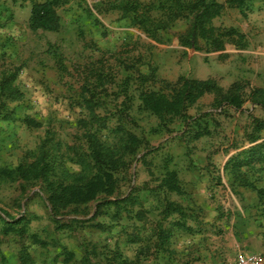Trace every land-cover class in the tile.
Instances as JSON below:
<instances>
[{
	"label": "rangeland",
	"instance_id": "obj_1",
	"mask_svg": "<svg viewBox=\"0 0 264 264\" xmlns=\"http://www.w3.org/2000/svg\"><path fill=\"white\" fill-rule=\"evenodd\" d=\"M34 1L0 0V77L13 73L22 93L9 118L0 109V170L34 159L49 135L87 151L85 132L97 129L110 141L119 121L138 144L115 173L112 194L56 214L43 180H11L0 171V264H21V251L32 264H230L247 247L262 263L264 159L233 160L264 140V127L254 131L264 123V0H206L218 14L194 47L181 42L189 17L165 19L153 36L135 24L134 11L141 21L161 18L159 0H52L60 29L33 32ZM183 76L212 79L221 92L203 93L178 113L140 106L139 91L168 95ZM227 90L238 108L221 101ZM90 107L107 127L90 122ZM251 135L259 138L250 142ZM168 171L181 193L167 192ZM165 198L185 215L166 216ZM9 217L19 222L14 230L4 223ZM163 218L191 229H174L159 244L154 233Z\"/></svg>",
	"mask_w": 264,
	"mask_h": 264
},
{
	"label": "trees",
	"instance_id": "obj_2",
	"mask_svg": "<svg viewBox=\"0 0 264 264\" xmlns=\"http://www.w3.org/2000/svg\"><path fill=\"white\" fill-rule=\"evenodd\" d=\"M158 5L161 10V18L149 15L146 19H140L137 11L133 12V20L150 36H153V29L156 27L165 28V19H175L177 17H189L190 25L182 36V44L196 46V41L203 36L204 24L218 14V4L214 1L206 0H159ZM62 25V19L56 10L52 0L34 1L31 4L28 16V27L31 31H57ZM152 26V27H151ZM15 76L13 73H3L0 77V109L2 117L9 118L13 113L10 103L22 97L21 91L14 85ZM178 85L170 90L168 95L153 90H141L138 98L142 108L151 113L161 111L182 112L188 102L201 96L203 93L221 92V87L212 79H196L179 77L175 83ZM230 91L222 93V102L238 108L240 100L234 95L230 96ZM220 102V101H219ZM87 106H89L87 104ZM90 122L105 128L106 120L96 116L90 107ZM23 121L30 126L38 127L40 122L33 117L25 116ZM254 131L258 132L264 127V123L254 124ZM112 129L113 136L110 141L102 140L98 131L85 132L87 141V151H83L79 146H70L54 140L52 135L46 137L41 151L31 161L19 162L11 168L1 169L3 177L11 180H37L45 182L49 190V201L51 209L55 213L58 208H64L70 203H87L96 200L99 194L110 195L113 192L114 176L116 172H122L127 164V157L136 150L138 141L133 132L125 130L124 123H115ZM259 138L258 135H251L250 142ZM241 157L233 160L237 165H245L257 154L264 159V140L255 143L247 149L239 152ZM66 162L75 163L80 166L78 172H71L66 167ZM167 192L181 193L182 188L177 180L175 171H168L163 181ZM135 202L133 198L125 199ZM164 210L166 216L177 213L184 216L181 204L168 201L166 198ZM102 204V203H101ZM101 204H98L99 206ZM5 214H7L5 212ZM56 214V213H55ZM8 215V214H7ZM7 229L14 230L15 224L19 222L13 219L4 220ZM64 227L65 225H60ZM95 226H97L95 224ZM174 229H184L189 231L191 227L176 219L166 221V218L157 221L155 227V240L159 244L168 242ZM22 232V227L19 228ZM21 264H32V260L26 252L20 253Z\"/></svg>",
	"mask_w": 264,
	"mask_h": 264
},
{
	"label": "built area",
	"instance_id": "obj_3",
	"mask_svg": "<svg viewBox=\"0 0 264 264\" xmlns=\"http://www.w3.org/2000/svg\"><path fill=\"white\" fill-rule=\"evenodd\" d=\"M231 264H261V259L255 253H238Z\"/></svg>",
	"mask_w": 264,
	"mask_h": 264
},
{
	"label": "crops",
	"instance_id": "obj_4",
	"mask_svg": "<svg viewBox=\"0 0 264 264\" xmlns=\"http://www.w3.org/2000/svg\"><path fill=\"white\" fill-rule=\"evenodd\" d=\"M261 245H262V244H261ZM247 249H248V251H246ZM249 250H251V249L248 248V247L245 248L244 250H240V249H239L237 252H235V254H234V255H235V256H234V259H235L236 255H237L238 253H252V252H249ZM257 250H260V252L264 254V245H262V246H261L259 249H257ZM234 259H233V261H234ZM233 261H232V262H233ZM232 262H231V263H232ZM231 263H230V264H231ZM261 264H264V258H263V261H262Z\"/></svg>",
	"mask_w": 264,
	"mask_h": 264
}]
</instances>
